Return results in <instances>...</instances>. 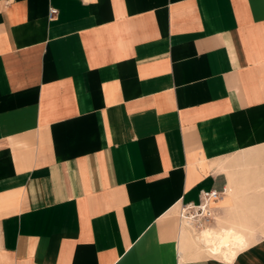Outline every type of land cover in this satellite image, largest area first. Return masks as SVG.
I'll use <instances>...</instances> for the list:
<instances>
[{
	"label": "crops",
	"instance_id": "obj_1",
	"mask_svg": "<svg viewBox=\"0 0 264 264\" xmlns=\"http://www.w3.org/2000/svg\"><path fill=\"white\" fill-rule=\"evenodd\" d=\"M208 228L264 229V0H0V264H264Z\"/></svg>",
	"mask_w": 264,
	"mask_h": 264
},
{
	"label": "bare ground",
	"instance_id": "obj_2",
	"mask_svg": "<svg viewBox=\"0 0 264 264\" xmlns=\"http://www.w3.org/2000/svg\"><path fill=\"white\" fill-rule=\"evenodd\" d=\"M222 199L223 196H221V198L218 201L211 203L210 207L214 209V206ZM180 212H181V207L178 212L179 218H180ZM213 219H214V211H213L212 221ZM180 220L184 222H188L190 224V222L188 220H185L184 218H180ZM190 225L196 229H200L208 224H203L200 227H196L194 224H190ZM214 231H212L209 228L202 229L199 235H197L198 236L197 240L203 244L207 253L210 256L214 258L215 257L219 258L227 262L231 261L237 252L246 248L249 245V241H250L249 236H252V234H254L253 230L251 229L247 230V236L243 232L236 230L234 228H229V229L226 228L220 231L217 230L218 232L216 231L214 232Z\"/></svg>",
	"mask_w": 264,
	"mask_h": 264
},
{
	"label": "built area",
	"instance_id": "obj_3",
	"mask_svg": "<svg viewBox=\"0 0 264 264\" xmlns=\"http://www.w3.org/2000/svg\"><path fill=\"white\" fill-rule=\"evenodd\" d=\"M57 14V10L50 9L49 18L52 19ZM220 193L216 191L200 192V199L197 205H185L181 207L180 218L188 220L190 224L200 227L203 224H209L212 221L213 209L211 203L221 198Z\"/></svg>",
	"mask_w": 264,
	"mask_h": 264
},
{
	"label": "rangeland",
	"instance_id": "obj_4",
	"mask_svg": "<svg viewBox=\"0 0 264 264\" xmlns=\"http://www.w3.org/2000/svg\"><path fill=\"white\" fill-rule=\"evenodd\" d=\"M176 216L178 217V213L176 214ZM210 223H212V221ZM253 232H255L254 233L255 236H257L258 238L264 236V229L263 228H255V230H253Z\"/></svg>",
	"mask_w": 264,
	"mask_h": 264
}]
</instances>
